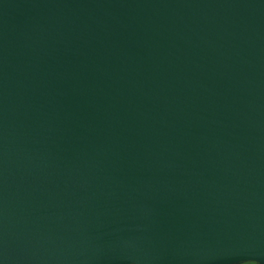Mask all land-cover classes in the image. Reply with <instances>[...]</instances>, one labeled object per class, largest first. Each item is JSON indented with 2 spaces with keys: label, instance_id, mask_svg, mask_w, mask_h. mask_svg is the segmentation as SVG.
Here are the masks:
<instances>
[{
  "label": "water",
  "instance_id": "water-1",
  "mask_svg": "<svg viewBox=\"0 0 264 264\" xmlns=\"http://www.w3.org/2000/svg\"><path fill=\"white\" fill-rule=\"evenodd\" d=\"M264 264V0H0V264Z\"/></svg>",
  "mask_w": 264,
  "mask_h": 264
},
{
  "label": "flooded vegetation",
  "instance_id": "flooded-vegetation-1",
  "mask_svg": "<svg viewBox=\"0 0 264 264\" xmlns=\"http://www.w3.org/2000/svg\"><path fill=\"white\" fill-rule=\"evenodd\" d=\"M239 264H241V263H239ZM245 264H256V263H254V262H246Z\"/></svg>",
  "mask_w": 264,
  "mask_h": 264
},
{
  "label": "rangeland",
  "instance_id": "rangeland-1",
  "mask_svg": "<svg viewBox=\"0 0 264 264\" xmlns=\"http://www.w3.org/2000/svg\"><path fill=\"white\" fill-rule=\"evenodd\" d=\"M241 264H245V263H241Z\"/></svg>",
  "mask_w": 264,
  "mask_h": 264
}]
</instances>
